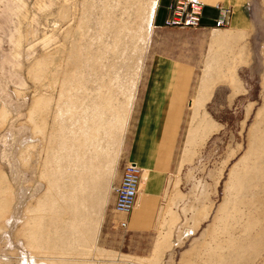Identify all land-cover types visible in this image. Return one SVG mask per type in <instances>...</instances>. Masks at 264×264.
Masks as SVG:
<instances>
[{
	"label": "rangeland",
	"instance_id": "obj_1",
	"mask_svg": "<svg viewBox=\"0 0 264 264\" xmlns=\"http://www.w3.org/2000/svg\"><path fill=\"white\" fill-rule=\"evenodd\" d=\"M155 2L0 0V264H264V0L208 32L156 26ZM163 61L196 75L154 223L187 234L134 259L107 242L113 187L142 132L162 148L168 122L138 118Z\"/></svg>",
	"mask_w": 264,
	"mask_h": 264
},
{
	"label": "crops",
	"instance_id": "obj_2",
	"mask_svg": "<svg viewBox=\"0 0 264 264\" xmlns=\"http://www.w3.org/2000/svg\"><path fill=\"white\" fill-rule=\"evenodd\" d=\"M171 0H156L152 12V23L162 27L165 17L167 16L166 6ZM205 3V13L203 18V30L205 32L215 30L211 28L214 19L217 17L216 4L229 6L232 9V16L229 19L227 29L247 30L252 25V20L248 15V6L250 0H200ZM216 31V30H215ZM219 40H226L235 37L232 33L216 34ZM215 43H226L225 41H214ZM148 81L146 82L145 92L143 94V107L140 110L138 121L142 122H168L165 130L164 140L161 145H155L153 136L144 135L142 132L140 138L135 144V149L130 154V160L136 163L142 169V179L139 196L136 207L129 216L128 229L124 233V239H121L120 231L112 233L111 243L112 250L121 249V245L129 246V253L125 255L129 258H147L148 253L141 251L153 250L157 242H163L164 250L167 251L163 256L169 260V249H176V243L185 242L184 226L163 225L154 223L155 206L163 203L164 192L168 183V152L174 142L175 134L179 122L183 119L185 100L187 91L191 90L195 80V70L189 66L180 63L166 61L159 65L150 67ZM212 89L216 86H205ZM162 149V151H161ZM164 150V151H163ZM115 199V198H114ZM114 206V204H113ZM166 206V205H165ZM156 209V208H155ZM166 210L165 208L161 209ZM114 211V209H113ZM167 217L175 216L176 210L171 207L166 210ZM161 211L159 210L158 213ZM162 215H157V217ZM119 217L118 219H120ZM193 245V242H192ZM189 248L188 250H190ZM185 251V250H184ZM178 258V264L183 260ZM180 261V262H179ZM168 263V262H167ZM131 264V263H130ZM136 263V261L134 262Z\"/></svg>",
	"mask_w": 264,
	"mask_h": 264
},
{
	"label": "built area",
	"instance_id": "obj_3",
	"mask_svg": "<svg viewBox=\"0 0 264 264\" xmlns=\"http://www.w3.org/2000/svg\"><path fill=\"white\" fill-rule=\"evenodd\" d=\"M205 3L200 0H171L166 6L167 16L162 27L169 29H201L205 13ZM217 17L211 28H228L232 9L229 6L216 4ZM142 169L134 162L125 165L120 184L116 187V198L114 202L115 211L130 216L136 207ZM120 228L128 227V219L118 222Z\"/></svg>",
	"mask_w": 264,
	"mask_h": 264
},
{
	"label": "bare ground",
	"instance_id": "obj_4",
	"mask_svg": "<svg viewBox=\"0 0 264 264\" xmlns=\"http://www.w3.org/2000/svg\"><path fill=\"white\" fill-rule=\"evenodd\" d=\"M215 29H220V28H215ZM223 29V28H222ZM125 167V166H124ZM124 169V168H123ZM123 173V172H122ZM122 176V175H121ZM120 181H121V178H120ZM120 181H119V183L115 186V187H113V192H114V197L116 198V193H115V189H116V187L120 184ZM114 202H115V200H114ZM113 209H114V211H115V208H114V206H113Z\"/></svg>",
	"mask_w": 264,
	"mask_h": 264
}]
</instances>
